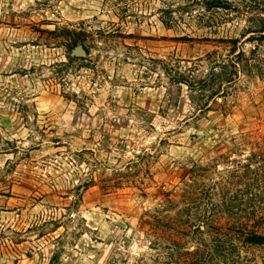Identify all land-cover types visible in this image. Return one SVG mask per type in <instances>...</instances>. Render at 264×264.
<instances>
[{"label": "rangeland", "instance_id": "1", "mask_svg": "<svg viewBox=\"0 0 264 264\" xmlns=\"http://www.w3.org/2000/svg\"><path fill=\"white\" fill-rule=\"evenodd\" d=\"M246 24L197 0H0V264H132L154 216L197 194L233 198L253 226L264 172L237 173L264 158V39L245 42ZM234 38L256 52L200 112L167 68L229 76ZM246 251L264 264L263 247Z\"/></svg>", "mask_w": 264, "mask_h": 264}, {"label": "trees", "instance_id": "2", "mask_svg": "<svg viewBox=\"0 0 264 264\" xmlns=\"http://www.w3.org/2000/svg\"><path fill=\"white\" fill-rule=\"evenodd\" d=\"M197 1H201L213 14L230 10L246 16L247 24L240 34L243 39L245 38V42L264 39V0ZM192 3L179 4L177 9L175 5L168 6L163 10L165 12L163 21L170 25L178 19L177 14L191 7ZM239 7L244 11L238 10ZM68 33L70 35L68 48L73 50L78 45V40L73 30H68ZM223 41L231 43V55L235 57L229 61L236 70L229 76L227 73L218 72L215 66H211V71L204 78H196L181 72L172 74L167 68L172 82L185 84L193 93L190 95L192 101L196 100L194 92L200 93L195 102L200 112L211 110L210 101H215V98L224 93L222 88L224 84L234 82L238 65L243 63V59L248 61L256 52L254 48L248 56L246 51L238 46L240 42L238 38ZM83 46L88 51L84 43ZM221 66L222 64L219 65ZM216 85L218 86L215 87ZM259 163L263 165L256 171L254 165ZM240 167L244 170L237 173L241 180L245 176L250 184H260V171L264 172V158L259 162L257 154L253 153L247 163ZM235 170L241 169L237 167ZM252 174L255 175L251 176ZM233 201L231 197L216 201L210 195L205 197L197 194L194 200L187 204L190 206L192 203V206L177 213L176 217L159 214L154 216L153 223L145 233L149 243L147 249L137 255L132 264H260L246 249L250 246L264 248V234L255 226L259 220L264 221V214L249 212L247 220H253L255 223L253 226L243 223L245 218L234 212ZM57 256L58 253L53 256L50 264L54 263Z\"/></svg>", "mask_w": 264, "mask_h": 264}, {"label": "water", "instance_id": "3", "mask_svg": "<svg viewBox=\"0 0 264 264\" xmlns=\"http://www.w3.org/2000/svg\"><path fill=\"white\" fill-rule=\"evenodd\" d=\"M76 53H77V54H80V55H86V54H87L86 51H85V49H84L82 46H80V47L76 50Z\"/></svg>", "mask_w": 264, "mask_h": 264}]
</instances>
